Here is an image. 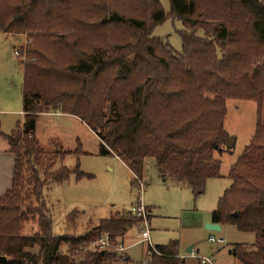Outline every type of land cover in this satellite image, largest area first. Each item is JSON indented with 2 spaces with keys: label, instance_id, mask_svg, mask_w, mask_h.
I'll use <instances>...</instances> for the list:
<instances>
[{
  "label": "trees",
  "instance_id": "obj_1",
  "mask_svg": "<svg viewBox=\"0 0 264 264\" xmlns=\"http://www.w3.org/2000/svg\"><path fill=\"white\" fill-rule=\"evenodd\" d=\"M170 6L168 14L158 0H0V31L26 37L19 53L24 120L4 135L15 165L12 187L0 196V264H138L117 250L139 223L130 211L81 235L54 234L52 213L39 211L38 230L23 233L31 197L45 199L36 166L56 154L47 155L36 137L47 112L85 122L100 140L99 153L117 156L133 173L132 186L148 163L195 195L209 178H229L212 222L254 233L252 245L235 243L229 252L239 264H264V0ZM170 16L184 27L181 52L152 36ZM230 99L255 102L257 123L225 175L222 157L234 154L237 142L225 128ZM72 172L87 176L78 165H61L48 179L61 184ZM104 236L108 246L87 248ZM156 248L149 264L186 263L179 242Z\"/></svg>",
  "mask_w": 264,
  "mask_h": 264
},
{
  "label": "rangeland",
  "instance_id": "obj_2",
  "mask_svg": "<svg viewBox=\"0 0 264 264\" xmlns=\"http://www.w3.org/2000/svg\"><path fill=\"white\" fill-rule=\"evenodd\" d=\"M158 1L169 14L170 0ZM182 29V21L170 16L154 28L152 36L169 42L175 51L181 52ZM203 34V30L198 31V35ZM25 43V35L0 31V122L1 129L8 133L17 126L18 121L23 123L22 57L16 51L20 53V48ZM256 110L257 105L251 100L227 101L225 128L236 136L237 142L234 154L222 157V174L228 173L230 165L250 142L257 123ZM62 114L72 115L52 112L38 118L39 145L47 155L56 154L52 156V161H49V157L42 156L45 166L35 165L36 176L44 183L45 199L37 202L34 196L31 197L23 233L33 234L38 230L40 211L52 213L54 234L81 235L111 214L118 211L131 212L133 205L142 200L150 216L148 221L153 245L179 242L180 254H188L187 250L192 246L193 254L197 257H208L214 264H239L229 250L235 243L252 245L255 234L242 232L231 224L222 225L221 231L206 229V223L217 208L220 197L231 184L229 178H209L204 193L195 195L188 186L178 184L170 178L163 179L157 168L148 163L141 178L143 185L140 186L137 182L136 186H132L133 173L127 165L117 156H103L99 153L100 140L97 134L85 122L83 126L72 123ZM66 150H73L74 153L64 156L63 152ZM61 165L71 169L78 165L79 170L87 176L79 179L72 172L61 184L51 182L49 175ZM69 215L71 221L67 219ZM144 226L143 223H137L123 238L124 246L129 245V248L121 253L128 254L138 264L150 262L148 244L139 241ZM211 236L223 239V242H211ZM99 240L90 243L87 248H97ZM66 248L67 245L64 244L62 250L67 251ZM197 257L186 256L184 259L188 264H200Z\"/></svg>",
  "mask_w": 264,
  "mask_h": 264
},
{
  "label": "crops",
  "instance_id": "obj_3",
  "mask_svg": "<svg viewBox=\"0 0 264 264\" xmlns=\"http://www.w3.org/2000/svg\"><path fill=\"white\" fill-rule=\"evenodd\" d=\"M21 92H22V87H21ZM21 96H22V93H21ZM0 114H2V113L0 112ZM21 114L23 115V111H21ZM43 114H52V112L42 113L40 115H43ZM62 115L69 118L70 122H72V123L76 122V123L80 124L81 126H83V124H85L80 118H77L75 116L65 115V114H62ZM23 120H24V115H23ZM19 124L21 125L22 121H18L16 123V125H19ZM37 125H38V122H37ZM15 128H16V126H15ZM15 128H13L10 132H12ZM9 133L1 129V122H0V196L4 195L9 190L12 187V183H13L15 154L13 152H10L7 139L4 136V135H7ZM36 137H38L37 136V130H36ZM209 222H212V215H211V218H209ZM221 228H222V225H221ZM222 242H223V239H222ZM120 244L124 245L123 242H121ZM125 248L127 250L129 248V245H128V247H125ZM124 251H122V252H124ZM148 252H149V247H148ZM187 253L188 254L183 255V254H180V252H179V255L182 258H186V256L192 257L193 255H195V254H193L194 253L193 247H192V251H188ZM199 262H200V260H199ZM185 264H188V262H186ZM200 264H201V262H200Z\"/></svg>",
  "mask_w": 264,
  "mask_h": 264
},
{
  "label": "built area",
  "instance_id": "obj_4",
  "mask_svg": "<svg viewBox=\"0 0 264 264\" xmlns=\"http://www.w3.org/2000/svg\"><path fill=\"white\" fill-rule=\"evenodd\" d=\"M16 54L19 56V52L16 51ZM140 186L143 185V183L141 181H139ZM131 213L133 215H135L138 219H139V223H143L145 226L144 228L141 230L140 232V240L142 242H146L148 244L149 247V252H154L156 254H159V251L157 250V248L152 244L151 242V238H150V229H149V221H148V211L146 206L144 205L142 200H139L136 204L133 205L132 209H131ZM210 241L211 242H222V239H216L214 236L210 237ZM98 247L100 249L108 246L109 244V237L108 236H104L103 238H101L99 240L98 243ZM117 250L119 252H122L124 250H126V248L124 247L123 244H120L117 246ZM195 257H197L196 255H193ZM201 264H214L212 259L208 258V257H197ZM150 262H145L143 264H149Z\"/></svg>",
  "mask_w": 264,
  "mask_h": 264
},
{
  "label": "water",
  "instance_id": "obj_5",
  "mask_svg": "<svg viewBox=\"0 0 264 264\" xmlns=\"http://www.w3.org/2000/svg\"><path fill=\"white\" fill-rule=\"evenodd\" d=\"M163 179H165V177H163ZM206 229H208L210 231H221L222 228H221V225L219 223L208 222V223H206ZM187 251H192V247H190ZM102 252L104 253L105 250H103ZM0 261L5 262L6 257L0 256Z\"/></svg>",
  "mask_w": 264,
  "mask_h": 264
}]
</instances>
